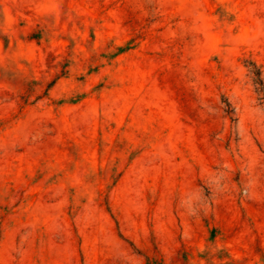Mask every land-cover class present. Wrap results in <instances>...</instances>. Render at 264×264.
I'll return each instance as SVG.
<instances>
[{
    "label": "rangeland",
    "instance_id": "rangeland-1",
    "mask_svg": "<svg viewBox=\"0 0 264 264\" xmlns=\"http://www.w3.org/2000/svg\"><path fill=\"white\" fill-rule=\"evenodd\" d=\"M0 264H264V0H0Z\"/></svg>",
    "mask_w": 264,
    "mask_h": 264
}]
</instances>
